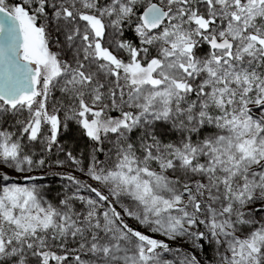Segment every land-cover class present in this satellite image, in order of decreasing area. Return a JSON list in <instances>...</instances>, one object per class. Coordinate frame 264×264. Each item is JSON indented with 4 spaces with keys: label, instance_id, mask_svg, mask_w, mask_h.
Returning a JSON list of instances; mask_svg holds the SVG:
<instances>
[{
    "label": "snow or ice",
    "instance_id": "obj_1",
    "mask_svg": "<svg viewBox=\"0 0 264 264\" xmlns=\"http://www.w3.org/2000/svg\"><path fill=\"white\" fill-rule=\"evenodd\" d=\"M0 264H264V0H0Z\"/></svg>",
    "mask_w": 264,
    "mask_h": 264
},
{
    "label": "trees",
    "instance_id": "obj_2",
    "mask_svg": "<svg viewBox=\"0 0 264 264\" xmlns=\"http://www.w3.org/2000/svg\"><path fill=\"white\" fill-rule=\"evenodd\" d=\"M62 141L67 145V146H76L77 144L79 145V150H83L84 148V143L82 141H80L79 138V134L78 132L73 128L72 130H70L68 133H66L63 137H62ZM43 174V173H41ZM47 176L45 177V183H47ZM50 189H51V196H55L56 192L59 190L60 188V184L59 185H54V184H48ZM135 226V225H134Z\"/></svg>",
    "mask_w": 264,
    "mask_h": 264
},
{
    "label": "rangeland",
    "instance_id": "obj_3",
    "mask_svg": "<svg viewBox=\"0 0 264 264\" xmlns=\"http://www.w3.org/2000/svg\"><path fill=\"white\" fill-rule=\"evenodd\" d=\"M54 170H56V169H54ZM46 180H47V184H54V185H59L60 184L61 185V181H59L57 178H55V177H53L51 175H48Z\"/></svg>",
    "mask_w": 264,
    "mask_h": 264
}]
</instances>
